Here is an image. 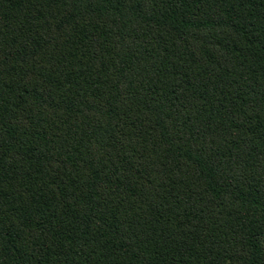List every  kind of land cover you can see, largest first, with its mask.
Here are the masks:
<instances>
[{
  "label": "trees",
  "instance_id": "obj_1",
  "mask_svg": "<svg viewBox=\"0 0 264 264\" xmlns=\"http://www.w3.org/2000/svg\"><path fill=\"white\" fill-rule=\"evenodd\" d=\"M264 0H0V264H264Z\"/></svg>",
  "mask_w": 264,
  "mask_h": 264
},
{
  "label": "rangeland",
  "instance_id": "obj_2",
  "mask_svg": "<svg viewBox=\"0 0 264 264\" xmlns=\"http://www.w3.org/2000/svg\"><path fill=\"white\" fill-rule=\"evenodd\" d=\"M264 241V240H263Z\"/></svg>",
  "mask_w": 264,
  "mask_h": 264
}]
</instances>
